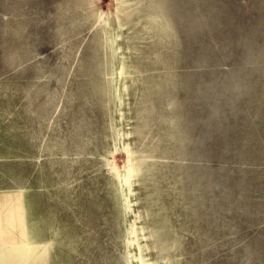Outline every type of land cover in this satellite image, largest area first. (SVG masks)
Masks as SVG:
<instances>
[{
  "label": "rangeland",
  "instance_id": "1",
  "mask_svg": "<svg viewBox=\"0 0 264 264\" xmlns=\"http://www.w3.org/2000/svg\"><path fill=\"white\" fill-rule=\"evenodd\" d=\"M0 264H264V0H0Z\"/></svg>",
  "mask_w": 264,
  "mask_h": 264
},
{
  "label": "bare ground",
  "instance_id": "2",
  "mask_svg": "<svg viewBox=\"0 0 264 264\" xmlns=\"http://www.w3.org/2000/svg\"><path fill=\"white\" fill-rule=\"evenodd\" d=\"M148 159V158H147ZM134 172H135V170H134ZM136 173V172H135Z\"/></svg>",
  "mask_w": 264,
  "mask_h": 264
}]
</instances>
